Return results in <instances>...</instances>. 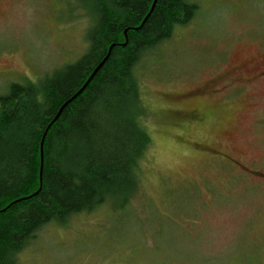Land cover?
I'll use <instances>...</instances> for the list:
<instances>
[{
  "label": "rangeland",
  "instance_id": "374dc122",
  "mask_svg": "<svg viewBox=\"0 0 264 264\" xmlns=\"http://www.w3.org/2000/svg\"><path fill=\"white\" fill-rule=\"evenodd\" d=\"M194 1L136 67L151 137L138 189L50 221L16 264H264V0ZM85 7L0 0V95L79 59Z\"/></svg>",
  "mask_w": 264,
  "mask_h": 264
},
{
  "label": "trees",
  "instance_id": "16d2710c",
  "mask_svg": "<svg viewBox=\"0 0 264 264\" xmlns=\"http://www.w3.org/2000/svg\"><path fill=\"white\" fill-rule=\"evenodd\" d=\"M152 1L92 0L79 59L37 81L11 83L0 95V264H16L50 221L64 222L110 198L126 203L138 189L151 137L136 67L198 11L194 0H157L140 25ZM124 31L127 42L119 45ZM110 44L104 64L48 127Z\"/></svg>",
  "mask_w": 264,
  "mask_h": 264
},
{
  "label": "water",
  "instance_id": "95a60500",
  "mask_svg": "<svg viewBox=\"0 0 264 264\" xmlns=\"http://www.w3.org/2000/svg\"><path fill=\"white\" fill-rule=\"evenodd\" d=\"M156 1L157 0H153L152 1L151 5H150V8L148 9L149 11L146 13V15L144 16V18L140 22L141 23L140 25H142L143 24V21H145L150 16V14L152 12V8L154 7ZM138 28L139 27H135L133 29H138ZM123 34H124L126 40H125L124 43H118L119 45H124L127 42V36L125 35L126 32L124 31ZM112 46H113V44H110L108 46L107 53L103 56V58L100 60V62L92 69V72L90 73L91 75L80 85V88L75 93H73L71 96H69L68 99L64 103H62L61 106L57 109L56 115L48 123V127L50 126L51 123H53L57 119V117L61 114V111L68 105V103L71 102L73 99H75L78 95H80V93L86 88L87 84L92 80V78L95 75L96 71L104 64V62H105L104 60L109 55ZM48 127L45 129V131H44V133H43V135L41 137L42 139H41V142H40V158H41L40 159V162L42 161V155H43L42 144H43V141H44V135H45V132L48 129ZM41 169H42V162H41V167H40V174H41Z\"/></svg>",
  "mask_w": 264,
  "mask_h": 264
}]
</instances>
